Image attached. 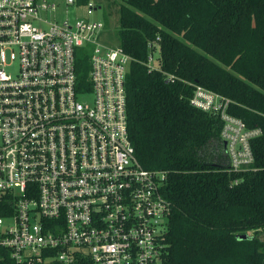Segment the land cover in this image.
<instances>
[{"label":"built area","instance_id":"2783aa9c","mask_svg":"<svg viewBox=\"0 0 264 264\" xmlns=\"http://www.w3.org/2000/svg\"><path fill=\"white\" fill-rule=\"evenodd\" d=\"M84 5L87 15L96 11ZM57 12L45 0H0V264H165V173L142 167L127 129L133 59L103 43V22L58 20ZM148 49L144 65L159 71L150 66L157 42ZM80 52L89 62L84 93ZM189 104L220 118L229 170H247L261 131L200 85Z\"/></svg>","mask_w":264,"mask_h":264},{"label":"trees","instance_id":"16d2710c","mask_svg":"<svg viewBox=\"0 0 264 264\" xmlns=\"http://www.w3.org/2000/svg\"><path fill=\"white\" fill-rule=\"evenodd\" d=\"M105 5L109 11L117 6L116 46L133 59L125 87L130 141L143 168L165 173V264H262L264 0ZM154 41L160 70L148 71L144 63ZM75 70L77 90L84 93L90 89L86 54L78 53ZM166 74L175 80L166 82ZM193 84L231 100L228 113L261 131L250 141L247 170H229L222 122L189 104Z\"/></svg>","mask_w":264,"mask_h":264},{"label":"rangeland","instance_id":"374dc122","mask_svg":"<svg viewBox=\"0 0 264 264\" xmlns=\"http://www.w3.org/2000/svg\"><path fill=\"white\" fill-rule=\"evenodd\" d=\"M48 3H54L57 7V15L58 20L64 19H88L94 20L98 22H103L106 26L107 33L103 39V43L109 45L111 47L116 46V32L118 29L117 24V13L115 5L110 8V11L106 9V0H89L88 2H92L96 5V11L92 15H87V7L84 4L78 6H67L64 0H45ZM159 53L158 51L153 52L152 61L150 66L153 69H159ZM80 102L90 104L92 102V96L84 95L79 98ZM252 232H249L247 236H251ZM264 237V234L261 237Z\"/></svg>","mask_w":264,"mask_h":264},{"label":"water","instance_id":"95a60500","mask_svg":"<svg viewBox=\"0 0 264 264\" xmlns=\"http://www.w3.org/2000/svg\"><path fill=\"white\" fill-rule=\"evenodd\" d=\"M223 146H225V143H223ZM240 239H247V236L246 235H242V236H240ZM262 264H264V260H263Z\"/></svg>","mask_w":264,"mask_h":264}]
</instances>
